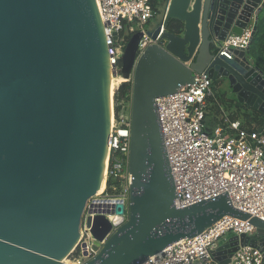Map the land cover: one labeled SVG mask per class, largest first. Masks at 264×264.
<instances>
[{"label": "water", "instance_id": "1", "mask_svg": "<svg viewBox=\"0 0 264 264\" xmlns=\"http://www.w3.org/2000/svg\"><path fill=\"white\" fill-rule=\"evenodd\" d=\"M164 19L128 40L121 77L131 84L129 205L109 223L87 220L97 251L87 264H141L231 216L256 228L212 256L227 264L239 247L262 251L264 221L232 207L227 192L183 209L156 115L155 100L192 85L194 74L222 81L238 103L264 116V76L250 47L216 55L215 41L257 32L264 0H167ZM94 0H0V264H63L96 194L107 140L109 72ZM181 24L178 33L168 24ZM251 40V42H252ZM110 73V72H109ZM126 88L127 83L120 85Z\"/></svg>", "mask_w": 264, "mask_h": 264}, {"label": "built area", "instance_id": "2", "mask_svg": "<svg viewBox=\"0 0 264 264\" xmlns=\"http://www.w3.org/2000/svg\"><path fill=\"white\" fill-rule=\"evenodd\" d=\"M94 1L102 24L110 75L121 76L120 60L134 33H142L137 57L148 44L158 43L162 27L156 40L147 35L150 28L146 29L157 11L151 0ZM252 34L249 26L241 35L231 34L224 41H215V54L231 59L232 50L251 46ZM220 82H213L204 73L194 74L192 85L155 100L175 188L173 205L183 209L227 192L232 207L264 221V122L246 120L245 106L232 96L221 95ZM125 83L128 85L130 81ZM130 107L131 96L115 99L113 125L108 135L110 151L105 188L85 205L79 240L67 257L70 264L92 261L116 231L113 227L94 251L88 219L102 216L112 223L117 205L124 207V218H127ZM248 222L224 216L195 237L184 239L141 264H219L212 251L230 237L253 236L256 228ZM227 235L231 236L227 238ZM262 256L258 248L239 247L227 264H262Z\"/></svg>", "mask_w": 264, "mask_h": 264}, {"label": "trees", "instance_id": "3", "mask_svg": "<svg viewBox=\"0 0 264 264\" xmlns=\"http://www.w3.org/2000/svg\"><path fill=\"white\" fill-rule=\"evenodd\" d=\"M157 2H158V0H151L153 9L155 11H157V7H156ZM180 29H181L180 23L175 22V21L169 22L168 30L170 32L178 33L180 31ZM250 51H251L252 56H254L253 58L255 59L256 66L262 70L263 76H264V22H260L257 25V32H256V34L253 37V40L251 42ZM126 90H128L127 87L126 88L120 87L118 92L115 95V99H120L118 97L119 95H121V97H123V94L125 93ZM235 106H237L239 109H241L240 106H238V105H235ZM243 116L248 121H251V120L252 121H259V123L264 122V116L263 115H261L260 113H258L256 111H249L245 107H244Z\"/></svg>", "mask_w": 264, "mask_h": 264}, {"label": "bare ground", "instance_id": "4", "mask_svg": "<svg viewBox=\"0 0 264 264\" xmlns=\"http://www.w3.org/2000/svg\"><path fill=\"white\" fill-rule=\"evenodd\" d=\"M96 7V5H95ZM97 10V8H96ZM125 79L121 76L118 77H114L111 76L110 73L107 71V75H106V86H107V94H108V126H107V137L110 133L111 127L113 125V119H114V103H115V99H114V95L117 89V86L120 84L125 83ZM109 151H110V147H109V143H108V138L106 140V144H105V149H104V155H103V161H102V172H101V176L99 179V183H98V187L96 190V193H101L104 188H105V177H106V173H107V163H108V158H109ZM79 240V238H78ZM77 240V242H78ZM70 250V252L62 257L60 259V262L63 264H67L68 263V255L74 250L75 246Z\"/></svg>", "mask_w": 264, "mask_h": 264}, {"label": "rangeland", "instance_id": "5", "mask_svg": "<svg viewBox=\"0 0 264 264\" xmlns=\"http://www.w3.org/2000/svg\"><path fill=\"white\" fill-rule=\"evenodd\" d=\"M167 6H168V2L167 0H158L157 2V16L153 19L150 20V25L149 26H146V29H153L155 28V26L160 22L162 21V19H164V16H165V12H166V9H167ZM223 83V80L221 81ZM226 87V88H225ZM127 89L125 91V93L123 94V97L126 96V95H130V92H131V84H128L127 86ZM225 89H228V86L225 84V86H223V84L221 85H218V91L221 95H223L224 91H227ZM115 96V95H114ZM120 99L122 98L121 95L118 96ZM231 235H227V238H229ZM222 243V242H221ZM67 264H70V262L68 261Z\"/></svg>", "mask_w": 264, "mask_h": 264}, {"label": "crops", "instance_id": "6", "mask_svg": "<svg viewBox=\"0 0 264 264\" xmlns=\"http://www.w3.org/2000/svg\"><path fill=\"white\" fill-rule=\"evenodd\" d=\"M260 22H264V9H262V11H261V13L259 14V21H258V23H260ZM254 56H252V54H251V51H250V53H249V60L250 61H252L253 62V64L256 66V64H255V59L253 58ZM221 84H223V86H225V84H224V82L222 83V82H220L219 83V85H221ZM226 88V87H225ZM225 90H227V91H224V95L226 96H229L230 98H231V96L234 98V96L232 95V94H230V91L228 90V89H225ZM245 108L247 109V110H249V111H255V110H253V109H250V108H248V107H246L245 106ZM257 112V111H256ZM259 113V112H258Z\"/></svg>", "mask_w": 264, "mask_h": 264}]
</instances>
